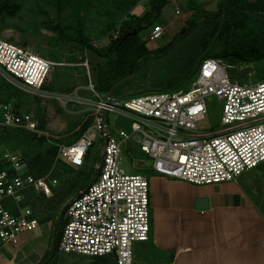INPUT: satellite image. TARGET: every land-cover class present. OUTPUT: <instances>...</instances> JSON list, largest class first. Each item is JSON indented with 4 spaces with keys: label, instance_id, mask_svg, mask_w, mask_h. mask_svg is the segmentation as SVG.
Segmentation results:
<instances>
[{
    "label": "built area",
    "instance_id": "1",
    "mask_svg": "<svg viewBox=\"0 0 264 264\" xmlns=\"http://www.w3.org/2000/svg\"><path fill=\"white\" fill-rule=\"evenodd\" d=\"M206 1V0H195ZM178 13L179 10L176 9ZM160 22L150 25L143 38L154 41L164 34ZM53 61L27 46L0 39V74L28 92L41 91ZM91 122L81 135L58 143L59 156L82 168L92 147L98 161L85 186L71 195L64 207L59 250L91 258L111 256L115 264H134L133 245L150 236L149 182L141 171H125L121 164L130 139L150 160V167L167 176L192 183L233 181L264 162V78L232 79L220 58H205L187 86L156 89L109 98L95 89L88 61ZM222 104L218 128H202L206 98ZM109 114L129 120V129ZM0 127L38 131L32 111H21L11 98H0ZM23 158L0 146V246L17 244L21 234L40 225L24 206L26 190L50 195L56 178L35 177L23 170Z\"/></svg>",
    "mask_w": 264,
    "mask_h": 264
},
{
    "label": "rangeland",
    "instance_id": "2",
    "mask_svg": "<svg viewBox=\"0 0 264 264\" xmlns=\"http://www.w3.org/2000/svg\"><path fill=\"white\" fill-rule=\"evenodd\" d=\"M209 1L192 0L187 4L189 9L196 10H202V4L208 9L218 8V0H213L212 4ZM149 3V0H0V39L27 46L54 62L41 91L19 89L0 74V98L9 97L21 111H32L39 126L38 131L0 127V146L17 151L23 158V170L33 176L57 179V183L50 186V195L39 189L25 202L42 222H50L51 255L47 257L49 253L46 254L39 264H115L111 257L94 261L89 256L66 253L58 248L65 203L95 173L99 150L95 155L97 148L92 147L87 165L77 168L59 156L57 144L77 139L83 132V122L91 120V102L84 101V98L95 97L87 87V68L83 63L88 61L92 80H95L97 64L102 58L90 47H104L120 33L121 28L129 27L132 16L150 9ZM181 5L176 9L180 19L186 21L193 14H183L187 8ZM170 7L166 5L167 10ZM149 27L141 30L139 35H147ZM170 33L165 30L161 39L150 41V47L165 43ZM185 40L180 37L165 52L149 55L139 65L136 79L153 89L174 90L187 86L193 76L182 75L189 58L188 54L182 53L184 47L181 48V44ZM223 61L231 78L239 82L264 78V51L255 58ZM138 87L136 84L128 93L136 92ZM205 102L207 111L199 126L218 128L223 102L216 96L207 97ZM112 118L121 127L129 129L128 118L109 114L108 119ZM128 147L121 167L128 172L145 169L147 163L140 154L137 141L130 139ZM249 174L264 178V162Z\"/></svg>",
    "mask_w": 264,
    "mask_h": 264
},
{
    "label": "crops",
    "instance_id": "3",
    "mask_svg": "<svg viewBox=\"0 0 264 264\" xmlns=\"http://www.w3.org/2000/svg\"><path fill=\"white\" fill-rule=\"evenodd\" d=\"M188 1L192 0L167 1L171 7L162 8L158 21L164 20L160 23L170 37L155 47L167 44L185 24L176 7L183 4V14L197 12L189 9ZM202 6L200 11L213 10ZM249 9L264 13V0H249ZM140 154L147 163L141 172L149 182L151 230L147 240L134 243V264H264V178L249 174L257 167L233 181L192 183L156 172ZM34 191L40 190H26L24 206L31 208L25 202ZM39 221L17 244L0 246V264L42 262L52 248L51 227L49 221Z\"/></svg>",
    "mask_w": 264,
    "mask_h": 264
},
{
    "label": "trees",
    "instance_id": "4",
    "mask_svg": "<svg viewBox=\"0 0 264 264\" xmlns=\"http://www.w3.org/2000/svg\"><path fill=\"white\" fill-rule=\"evenodd\" d=\"M167 1L151 0L150 9L141 16H132L129 27L121 28L120 33L104 47H90L102 58L97 64L94 80L97 91L107 93L122 78L134 71L137 75L139 65L147 60L149 55L157 56L165 52L180 37L186 39L181 44V48L184 47L182 53L189 56L188 66L182 70V75L187 78L195 74L205 58L213 57L229 61L233 58H255L263 53L264 13L250 10L249 0H221L220 4L218 0V8L215 10L198 9L167 44L151 48L148 44L150 41L144 40L139 33L155 23ZM136 75L117 87L113 94L120 95L125 86L132 82H136L139 86L134 93H139V89L145 85H142L144 81L136 79ZM89 123L83 122L82 130ZM50 255L51 253L47 257ZM102 258L104 257H95L93 260L98 261Z\"/></svg>",
    "mask_w": 264,
    "mask_h": 264
},
{
    "label": "water",
    "instance_id": "5",
    "mask_svg": "<svg viewBox=\"0 0 264 264\" xmlns=\"http://www.w3.org/2000/svg\"><path fill=\"white\" fill-rule=\"evenodd\" d=\"M134 32H136L135 29H134ZM135 75H136V71H134L132 74H130V75H128V76L122 78V79L119 80L118 82H116V83L110 88V90L107 92V94H106L107 97H109V98L116 97V98H119V99H120V98L125 97L126 95H128V94H129L128 92H129L130 89H135V87H136V82H132V83L128 84L127 86H125L123 92H122L120 95H118V96H115V95L113 94V92H114V90H115L117 87H119L120 85H122V84L125 83L126 81L133 79V78L135 77ZM143 83H145V82H143ZM150 90H152V88H149V87L146 86V84H145V86L140 90V92H145V91H150Z\"/></svg>",
    "mask_w": 264,
    "mask_h": 264
},
{
    "label": "bare ground",
    "instance_id": "6",
    "mask_svg": "<svg viewBox=\"0 0 264 264\" xmlns=\"http://www.w3.org/2000/svg\"><path fill=\"white\" fill-rule=\"evenodd\" d=\"M165 32V31H164ZM230 65V64H229ZM15 86V85H14ZM17 87V86H16ZM18 88V87H17ZM20 89V88H19Z\"/></svg>",
    "mask_w": 264,
    "mask_h": 264
}]
</instances>
